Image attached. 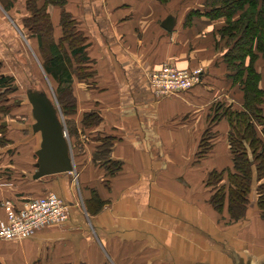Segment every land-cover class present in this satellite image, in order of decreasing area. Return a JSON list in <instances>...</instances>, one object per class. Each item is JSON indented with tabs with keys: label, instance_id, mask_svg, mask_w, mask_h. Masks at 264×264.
<instances>
[{
	"label": "crops",
	"instance_id": "obj_1",
	"mask_svg": "<svg viewBox=\"0 0 264 264\" xmlns=\"http://www.w3.org/2000/svg\"><path fill=\"white\" fill-rule=\"evenodd\" d=\"M24 1L20 11L0 4L2 74L16 79V71L25 68L15 54L22 39L56 85L43 71L37 40L22 26ZM204 1L65 0L62 9L48 8L56 43L62 11L74 20L85 37L88 60L81 66L91 73L72 74L76 109L66 119L73 132V171L32 180L20 167L35 162L0 155V169L8 164L18 175L0 172V221H5L4 202L19 207L23 197L49 193L68 205V215L22 241H0V264H264V219L256 203L237 222L226 204L219 213L209 203L208 172L232 166L224 118L211 126L209 154L196 156L214 106L240 110L243 96L228 78L224 50L216 44L222 22L201 16L185 24L187 14ZM169 16L174 23L167 31L162 23ZM165 63L180 70L200 68V82L157 97L149 76ZM255 68L264 92V56ZM262 110L264 115V104ZM88 113L99 122L83 125ZM258 132L263 138L261 128ZM102 137L112 138L110 159L121 164L113 175L92 162ZM92 190L102 208H87Z\"/></svg>",
	"mask_w": 264,
	"mask_h": 264
},
{
	"label": "trees",
	"instance_id": "obj_2",
	"mask_svg": "<svg viewBox=\"0 0 264 264\" xmlns=\"http://www.w3.org/2000/svg\"><path fill=\"white\" fill-rule=\"evenodd\" d=\"M16 1L0 0V4L4 10L10 11L15 8ZM158 1L164 4L169 0ZM64 5L65 0H25V13L21 23L29 37L37 40L38 58L41 60L43 71L56 84L55 99L71 141L73 132L66 118L76 109L71 88L72 74L75 73L81 78L91 73L84 72L85 68L81 66L88 60L85 53V37L77 30L74 20L65 11L61 14L60 38L57 43L53 39L48 8L53 6L62 9ZM201 16L209 21L222 22V26L216 30V44H220L224 50L222 61L226 65L228 78L233 85L239 87L243 95L240 110L228 106H214L213 116L197 147L198 159L208 155L212 149L211 140L214 138L211 126L222 118L227 121L229 131L226 139L232 166L208 172L206 186L212 192L209 203L219 213L226 204L230 219L237 222L245 218L248 197L253 191L259 215L264 219V92L259 87L260 74L255 68L256 61L264 56V0H205L201 9H193L187 14L185 24ZM72 60L76 64L74 68ZM1 68L0 63V113L11 115V110L15 108L14 102H10L13 101L11 93L15 91L14 80L3 75ZM25 101L30 110L26 95ZM20 106L26 108L25 105H18ZM29 116L32 120L30 111ZM99 120L94 113H88L84 115L83 125L98 123ZM30 125L26 126L28 130ZM0 128H3L2 125ZM258 128H261L263 138L259 136ZM98 140L101 144L93 152L92 162L104 168L108 175H113L121 169L120 162L111 160L109 156L113 140L109 137ZM38 143L39 138L32 155L35 160ZM32 169L33 171L29 172L30 178L35 172L34 166ZM11 172H7L8 175H16L13 169ZM38 197H23L20 202ZM86 205L87 208H102L103 202L95 190L91 191V199Z\"/></svg>",
	"mask_w": 264,
	"mask_h": 264
},
{
	"label": "built area",
	"instance_id": "obj_3",
	"mask_svg": "<svg viewBox=\"0 0 264 264\" xmlns=\"http://www.w3.org/2000/svg\"><path fill=\"white\" fill-rule=\"evenodd\" d=\"M200 80V68L180 70L167 63L149 76L157 97L185 92ZM3 206L6 212L5 221H0V241H22L46 225L63 223L68 215V205L51 193L25 200L19 207L12 201L4 202Z\"/></svg>",
	"mask_w": 264,
	"mask_h": 264
},
{
	"label": "rangeland",
	"instance_id": "obj_4",
	"mask_svg": "<svg viewBox=\"0 0 264 264\" xmlns=\"http://www.w3.org/2000/svg\"><path fill=\"white\" fill-rule=\"evenodd\" d=\"M15 7L18 11L22 10V7H23L22 0H17ZM21 44L22 45H18V48L15 54H16V59L25 68L23 69L21 68V70L18 69L16 73L14 72L17 78L16 79L13 78L14 80L13 84L16 87L14 88L15 91L11 93V96H14V97H11L13 98V101L10 100L11 103L14 102L13 103L15 107L13 108L14 110H11V115L0 113V125H2L3 127V128H0V155L5 156L7 154L10 157H13L16 160V162L17 161L36 162L35 158H33L32 155H33L34 149L37 147V140L39 138V135H35L31 133L32 132L31 125H30L29 130L26 127L27 125L32 124V120L30 119V116H29V111H30L29 107L26 106L25 104L26 103L25 89L26 87H30L35 90H45L48 93V96L52 100H56L55 95H54L55 85L43 74L42 70L37 66L33 56L28 52L26 48L23 47L24 45H23L22 39H21ZM33 64L34 65L36 64L35 70H32L31 65ZM1 72H5V68H1ZM1 104H3V102ZM20 104L25 105L26 108H24V106L18 107V105ZM56 104L58 106L59 115L62 118L61 111H60L57 101H56ZM18 145H20V147L18 149L16 148L14 149V147H18ZM17 151H20V153L17 154L16 153ZM7 155L5 157H7ZM22 167H20L21 175L23 174L22 173L23 171L26 174L30 171H33L31 165L29 166L26 165L25 167L24 166ZM8 168H11V167L10 165L7 164L5 167L3 166L0 169V172L8 176V173L9 174L12 173L11 169H8ZM15 176H18V175H15ZM248 198H249V203H248V208L246 209L247 213L251 209L250 207L252 206V204H254L255 202V194L253 191L250 192Z\"/></svg>",
	"mask_w": 264,
	"mask_h": 264
},
{
	"label": "water",
	"instance_id": "obj_5",
	"mask_svg": "<svg viewBox=\"0 0 264 264\" xmlns=\"http://www.w3.org/2000/svg\"><path fill=\"white\" fill-rule=\"evenodd\" d=\"M173 23V18L169 16L162 23V27L170 31ZM25 95L33 120L32 133L39 135L38 148L35 151V172L31 178L38 180L45 176L71 173L73 171L71 149L56 100L50 99L45 90L30 87H26Z\"/></svg>",
	"mask_w": 264,
	"mask_h": 264
}]
</instances>
